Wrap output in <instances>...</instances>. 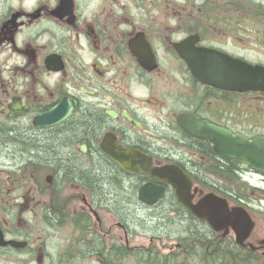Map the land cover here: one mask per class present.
<instances>
[{
    "label": "flooded vegetation",
    "instance_id": "obj_1",
    "mask_svg": "<svg viewBox=\"0 0 264 264\" xmlns=\"http://www.w3.org/2000/svg\"><path fill=\"white\" fill-rule=\"evenodd\" d=\"M256 7L264 10V0H0V264H113L115 255L129 254L128 223L115 221L124 241L115 245L112 228L98 214L113 209L121 216L124 208L114 209L113 197L103 202L102 196L98 205L97 186L79 175L102 171V165L114 169L115 176L106 178L138 212L169 210L187 226L175 229L176 235L193 246L197 239L213 245L214 251L206 252L212 257L222 247L217 262L264 264V231L257 230L264 212L259 202L264 201V172L220 154L209 139L185 132L178 121L186 115L192 126L199 120L249 139L264 138V93L202 83L172 46L196 35L197 46L264 65L237 51L242 23L257 22ZM144 22L158 24L155 33L137 25ZM161 23L176 25L166 28L170 35L164 45L154 35L164 31ZM210 23H219L218 35ZM202 30L233 46L207 40L212 37ZM179 32L178 39L171 38ZM140 34L150 48H131ZM85 122L79 135L59 143L58 158L33 148L34 142L63 137ZM106 141L119 158L132 152L150 157L154 167L181 169L191 179L193 205L213 192L230 210L244 207L251 230L240 244L230 228L215 232L181 205L167 183L124 170L106 152ZM35 166L55 169L45 176L46 184L35 180ZM237 181L249 185V195L225 185ZM66 183L76 184L68 194ZM148 183L164 189L153 204L138 197Z\"/></svg>",
    "mask_w": 264,
    "mask_h": 264
},
{
    "label": "water",
    "instance_id": "obj_2",
    "mask_svg": "<svg viewBox=\"0 0 264 264\" xmlns=\"http://www.w3.org/2000/svg\"><path fill=\"white\" fill-rule=\"evenodd\" d=\"M197 36H191L185 40L173 44L175 50L183 58L192 73L201 81L233 91H263L264 92V66L250 64L241 59L231 57L214 48L196 46ZM137 38L131 48H149L147 41ZM145 42V43H144ZM136 55L142 57L136 51ZM109 114L114 115L112 112ZM128 120L136 124L129 116ZM181 128L199 138H207L213 144L217 152L227 157L236 159L240 163L247 164L251 168L264 171V138H245L240 134H232L229 131L218 128L208 122L199 121L191 125V119L182 115L178 119ZM103 147L106 152L113 155L114 160L124 170L142 172L152 178L169 184L175 191L178 201L191 213L200 219L206 220L215 230H227L230 226L237 235V241L241 242L243 236L252 228V222L241 208H235L229 212L223 199H219L212 193L204 195L198 204L191 203V180L179 168L164 166L156 168L152 165L151 158L143 155L134 156L132 152H125L122 158L116 156V148L112 143ZM163 195V187L160 185L146 184L139 191V199L151 204Z\"/></svg>",
    "mask_w": 264,
    "mask_h": 264
},
{
    "label": "rangeland",
    "instance_id": "obj_3",
    "mask_svg": "<svg viewBox=\"0 0 264 264\" xmlns=\"http://www.w3.org/2000/svg\"><path fill=\"white\" fill-rule=\"evenodd\" d=\"M209 10H211V8H208ZM257 13H260L262 16L264 15V10L256 7ZM211 13V11H209ZM257 19V22L255 24H250V23H242V28H243V32H242V36H241V49H237V51H241L242 55H245L249 58H252L253 60H261L264 61V20L260 17ZM161 27H165L164 31L162 32L161 35L159 34H154L157 38V41L160 44L164 45V41L166 40V37L170 35L169 30H166V28H168L169 26H172L173 28L176 27L175 24H166V23H161ZM137 25L141 26V27H147L149 28V31H152L153 33H155L154 31L156 30V26H159L158 24L154 25L151 23H137ZM178 25V24H177ZM222 25L226 28H230L232 29V24H230L229 26L226 25V23H222ZM182 26H186V27H190V25H182ZM192 26V25H191ZM220 27L219 23H210L209 24V29H213L215 30L214 32L218 35V31L216 29V27ZM249 27H254L255 30L249 31ZM241 28V29H242ZM207 29V28H206ZM233 30V29H232ZM231 30V32H233ZM254 31V32H253ZM203 36L205 35V37H212V38H208L207 40L213 42L216 44L219 43L220 45L223 44V46L230 44V46H233V42H228L227 44L221 43V39L216 38L214 36V34H211L209 32V30H202L201 33ZM164 35V36H163ZM250 36V37H248ZM165 37V38H164ZM180 37V32L179 33H171V38L173 39H178ZM204 37V38H205ZM206 39V38H205ZM230 47V48H231ZM3 144L7 145V142H2ZM41 148V146H40ZM46 151V150H45ZM19 153H21V151H19ZM42 155V154H41ZM83 158H85L84 156H82ZM42 158V157H41ZM86 163V162H84ZM69 169H72V167H67ZM54 170L53 168H47V167H43V166H35L33 167V175L35 177V180H39L41 183L46 184L45 183V176L46 175H50V174H54ZM93 173L100 176L101 178V184L100 186H97L96 190L99 193L98 194V205L100 198H102V196H104L105 198L102 200L103 202H105V200H108L109 198H117L115 200H113V205H114V209L115 208H121V206H118V203L121 204L122 206H124L125 211L127 210L128 213H132L135 214V216H137L138 218H140V221H144L145 217H148L150 215H152L154 213V211H150L147 212L142 211L144 213L138 212L139 210H137L135 208V206H133L134 204L132 203V200L129 198V196L125 193H123L122 191H120L118 188L114 187V186H107L104 182H103V178L105 176V174L100 171V170H93ZM228 184L225 185H235L238 188V191H241V193H244L246 195L250 194V187L248 184L246 183H241V181H237L235 183H229L226 182ZM65 186V192L68 194L70 192H72V189H70V186H76V184L73 183H66L64 184ZM226 189V188H225ZM260 193V192H257ZM264 200V199H263ZM262 206L264 207V201H259ZM110 209V208H109ZM112 211V213L110 211H103V213H98L99 217L102 219L103 225L108 228L111 227L113 230V244H120L123 241L122 237L119 238L120 236H122V230L120 228L117 227V225L115 224V221H123L126 224V220H128L127 218L120 216V215H116L113 213V209H110ZM109 212V213H108ZM111 213V214H110ZM154 215L159 216L161 214L155 213ZM162 216L168 217L169 219H166L167 222V226L165 229H163V231H161L160 234H156V235H152L149 233L150 230L145 229L140 223H133V222H129L128 223V245L130 247H133L135 249H140V250H144V252L146 251H159L160 253L166 254V253H179V248H180V243L177 242V239L175 238L176 234L179 233H175V229L178 230H183V228L185 227H180L178 222L180 221L179 218H177V216L167 210L166 212L162 213ZM161 217V216H160ZM121 219V220H120ZM258 221H257V230L258 231H264V212L260 215H258ZM145 223V221L143 222V224ZM146 223H149V221ZM119 226V225H118ZM100 231V230H99ZM175 234V235H173ZM218 238V235L214 234V236L212 238ZM216 239L212 240V244L215 243ZM194 242H190L187 241V245L186 246L188 249H192L195 246H203L204 248H206V250H208L209 252L212 251L213 245L207 246L206 241H203V239H197L195 241V246H193ZM51 245H55V244H51ZM61 249H63L61 247ZM179 256L181 254H178ZM125 264H133L134 259H129V258H124V260H122ZM191 264H200V261H198L197 258L191 257L190 258ZM202 263V262H201ZM80 264H101L99 262H90L87 260H82ZM258 264H262V263H258Z\"/></svg>",
    "mask_w": 264,
    "mask_h": 264
},
{
    "label": "trees",
    "instance_id": "obj_4",
    "mask_svg": "<svg viewBox=\"0 0 264 264\" xmlns=\"http://www.w3.org/2000/svg\"><path fill=\"white\" fill-rule=\"evenodd\" d=\"M87 122L76 126L73 129H70L66 131V134L62 137L61 135H54L53 137L45 140H39L37 142L33 143V148L38 150L39 152H48L47 156L51 158H58L59 155V148L61 142L64 141V138H69L73 137L76 135H79V133L83 130H85L87 126ZM41 146V148H40ZM46 150V151H45ZM102 172L105 174L104 178L102 179L103 182L111 187L113 186V183L110 182V179L106 177H110L111 175L115 176V171L111 167H107L105 165H102L101 167ZM84 172V173H83ZM79 175H84L86 178H88L89 182L93 183L95 186H100L101 184V178L100 176L94 174L90 169L83 171ZM96 188V187H95ZM118 206H121V210L123 211L124 206L118 203ZM124 215H121L124 218H127L126 223L133 222V223H140L142 222L143 227L148 228L147 230H150V232L154 234H160L163 229L166 228L167 222L166 219H169L168 217L165 216H156L154 214L145 217L144 221L145 223L143 224L144 221H140V218L135 216V214L128 213V211L124 209ZM146 221L149 223H146ZM180 227H184L185 224L179 223ZM184 228L187 229V226ZM179 239L183 242L181 248L179 249V253H160L159 251H142L138 249L130 250L129 254H125L124 252L119 254V257H116L113 260V264H125L122 260L124 258H129L134 259L133 264H191L190 258L194 257L197 258L198 261H200V264H248V263H234V262H229V263H224V262H217L219 259V253L218 250L222 249V247L219 246V248L214 252L213 257L206 253V249L203 246H195L192 249H188L184 243L187 242V237L181 235L178 236ZM116 251H119V248H116ZM178 254H181L180 256ZM217 258V259H216ZM216 259V262H215ZM202 262V263H201Z\"/></svg>",
    "mask_w": 264,
    "mask_h": 264
}]
</instances>
